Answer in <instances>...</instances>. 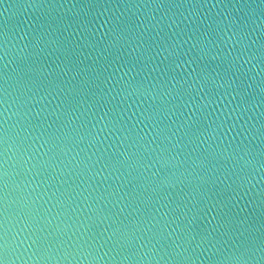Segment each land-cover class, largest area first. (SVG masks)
<instances>
[{"label": "water", "instance_id": "water-1", "mask_svg": "<svg viewBox=\"0 0 264 264\" xmlns=\"http://www.w3.org/2000/svg\"><path fill=\"white\" fill-rule=\"evenodd\" d=\"M262 13L264 0H0L13 264H228L259 248Z\"/></svg>", "mask_w": 264, "mask_h": 264}, {"label": "snow or ice", "instance_id": "snow-or-ice-1", "mask_svg": "<svg viewBox=\"0 0 264 264\" xmlns=\"http://www.w3.org/2000/svg\"><path fill=\"white\" fill-rule=\"evenodd\" d=\"M237 32L240 33L238 37V41H237L239 42V40H242L244 38L245 34L239 29L237 30ZM237 32H233V35L236 36ZM259 52H260V61L261 63H264V43L261 44ZM243 54H244V47H241L240 52L237 53V55L232 57V62H239V59L241 58V55ZM261 86H262V91H264V80H262ZM237 95H240V92H238ZM262 129H264V125H262ZM262 136H264V132H262ZM9 138L10 136L8 135L7 129L0 131V142H3L6 144ZM261 155L264 156V153H262ZM205 159L207 160L208 157L206 156ZM249 163H251V161H249ZM0 168H3V164H0ZM7 175L8 173L6 170H4L3 172H0V180L4 179V177H6ZM8 197H9V193H6L3 197H0V205H3V207L0 208V217H4V219H0V264H5V259L7 255L5 245L7 243L8 235H9V231H8L9 221L5 214L6 213L11 214L9 211V205L7 204ZM260 206L261 208H264V200L261 201ZM29 216H31L30 211H25L24 208L19 209L18 218L26 219ZM25 226L30 227V225L27 222H25ZM32 229L33 231L30 233L29 239L32 240V244L35 245L37 248V251H39L40 248L43 247V243L40 237L35 234L37 229L36 228H32ZM259 249L262 253L260 264H264V240L261 241ZM254 250L255 248L242 245V251H240V254L233 256L231 259L229 258V261L233 262V264H243L242 258L248 255H251ZM229 261H228V264H229Z\"/></svg>", "mask_w": 264, "mask_h": 264}, {"label": "clouds", "instance_id": "clouds-1", "mask_svg": "<svg viewBox=\"0 0 264 264\" xmlns=\"http://www.w3.org/2000/svg\"><path fill=\"white\" fill-rule=\"evenodd\" d=\"M5 47H7V46H5ZM7 55H8V53H7V51H5V56L7 57ZM11 146L12 145L10 143V138H9L8 141H7V148L5 149L6 156H7L8 151L10 150ZM8 162L9 161H8V158H7L6 163H8ZM26 230H27V226H26ZM14 243H15V241H11V242L9 241V235H8V240H7V243L5 245L6 252H7L6 259H5V264H13V257L15 255V253L11 251V247H12V244H14ZM17 251H18V249H17ZM257 253L260 254V258H261L262 253H261L260 249L258 248V249H255L251 255H248V256L242 258L243 264H251V262L254 259L258 258L257 257ZM233 256H235V254ZM36 257L37 256L35 254H33V256L29 257V261H31L32 259H34ZM232 257H230V259ZM20 258L21 257H18V256L16 257L17 260H19Z\"/></svg>", "mask_w": 264, "mask_h": 264}]
</instances>
